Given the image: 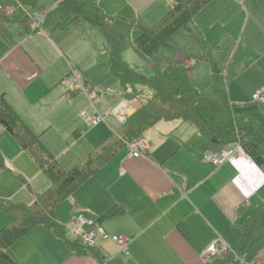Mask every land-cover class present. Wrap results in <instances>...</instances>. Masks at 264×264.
Returning <instances> with one entry per match:
<instances>
[{"label":"crops","instance_id":"obj_1","mask_svg":"<svg viewBox=\"0 0 264 264\" xmlns=\"http://www.w3.org/2000/svg\"><path fill=\"white\" fill-rule=\"evenodd\" d=\"M90 1L115 22L124 42V61L132 68L131 61L138 56L132 44L140 35L132 23L143 20L152 25L168 13L172 4V0ZM26 6L31 13L40 8H48V13L37 31L30 30L25 13L19 12L12 18L0 13V94L54 155L42 126L44 116L46 123H50L53 108L49 103L61 104L60 118H70L71 104L76 98L78 104L89 105L86 95L69 92L62 84V79L72 71L100 95L98 86L103 85L102 79L108 72L112 73L110 46L99 26L85 17H74L59 0H46L44 5L39 3L33 8ZM192 25L189 32L200 31L205 48L197 44L196 48L192 46L196 52L178 51L172 62L196 59L195 54L202 57L209 52L221 71L225 61L228 64L225 75L231 77L226 78L225 85L236 116L254 121L264 131V105L253 101L254 93L264 85V0H211L196 13ZM128 50L130 59L126 55ZM87 54L91 60L81 65L79 61H85L83 57ZM145 61L150 62V58ZM151 66L154 68L153 62ZM191 79L196 89L217 97L211 73L202 84L192 76ZM117 82L119 92L110 99L108 114L94 100L106 122L90 127L81 116L88 110L80 112L85 126L93 129V139L76 163L108 140H115L113 154L56 209L55 218L66 226L80 215L89 217L109 233L127 237L128 251L120 252L112 241L116 250H108L101 241L99 247L77 253L68 247V239L38 224L9 248L12 261L0 259V264H112L117 259L136 264H208L209 260L212 262L205 257L209 243L221 235L235 245L245 221L264 208L261 167L244 159H233L219 167L205 162L204 154L226 146L216 144L189 122L180 119L156 122L141 136L150 143L146 154L130 157L119 131L128 116L137 112L155 92L146 85H135L125 91L124 85ZM129 92L132 94L127 95ZM78 135L83 137L80 131ZM0 157L3 161L0 181H17L26 191L19 196L0 192V202H26L28 197L35 201L37 194L50 187V180L42 190L34 187L27 177L34 171L33 158L1 123ZM38 172L44 175L39 167ZM17 197L20 199L15 200ZM63 205L69 209L67 219L60 217ZM111 209L115 212L106 215ZM11 219L9 213L0 210V229Z\"/></svg>","mask_w":264,"mask_h":264},{"label":"trees","instance_id":"obj_2","mask_svg":"<svg viewBox=\"0 0 264 264\" xmlns=\"http://www.w3.org/2000/svg\"><path fill=\"white\" fill-rule=\"evenodd\" d=\"M3 1L7 0H0V2ZM18 1L33 8L40 0ZM210 1L172 0L168 13L158 22L148 25L143 20L134 21L132 27L140 31V35L134 40L133 49L143 59L149 60L151 54L162 43L179 29L187 27L196 13ZM61 3L74 14V17H85L101 28L110 46L113 73L115 78L124 85L125 91L129 87L134 88L135 85H146L155 92V95L137 112L128 116L126 123L119 131L121 138L131 141L140 138L147 129L160 120L180 119L195 125L216 144L222 143L229 146L240 143L264 171V131L254 121L241 120L236 116L227 87L221 80V71L211 60L209 52L201 59L209 65L217 93L216 98L201 93L193 86L191 69L185 66L186 60L166 62V64L153 62L156 74L151 77L140 75L126 65L122 56L118 28L113 19L107 17L98 5L90 0H61ZM190 37L195 43L205 48L200 31L191 32ZM162 64L164 68H161ZM131 94L127 93V95ZM0 123L18 140L22 149L31 155L51 183L46 191L36 195L32 204L27 205L21 201L12 200L0 202V210L13 215L12 220L0 229V259L12 261L8 252L9 248L38 224H43L59 237L68 239V247L77 253L89 249L78 241H70L64 226L56 220L55 212L84 182L108 162L114 151L112 143H115V140L101 143L79 164L66 170L59 159L52 155L42 143L40 136L26 125L2 94H0ZM2 162L0 157V163ZM114 212V209H111L106 215ZM262 233H264V208L245 221L241 228V235L233 247L238 254L244 255L251 240ZM228 261L229 259H216L209 261L208 264H225ZM112 264L136 263H124L117 259Z\"/></svg>","mask_w":264,"mask_h":264},{"label":"rangeland","instance_id":"obj_3","mask_svg":"<svg viewBox=\"0 0 264 264\" xmlns=\"http://www.w3.org/2000/svg\"><path fill=\"white\" fill-rule=\"evenodd\" d=\"M53 2V0H50ZM61 1V0H59ZM55 2V0H54ZM40 5H44L46 3V0H40L39 1ZM38 3V4H39ZM195 17V16H194ZM194 19V18H193ZM193 21V20H192ZM192 21L188 24L187 27H183L173 33L164 43H162L158 49L151 54L150 56V62H146L145 59H143L141 56H134V52L131 53L135 57L134 61H131V65L134 67H129L132 68L134 71L139 73L140 75H144L147 77H151L156 74V69H154L151 66L152 62L155 63H164L166 62H172L173 59L176 57L177 52L181 51L184 54L186 53H192L196 52L192 50V46L194 45L195 48L199 45H195V42L192 40L191 37H189V29L192 28ZM107 41V39H106ZM120 42H121V47H122V54L123 52V40L120 35ZM108 43V41H107ZM109 45V43H108ZM186 49V50H185ZM82 52V51H79ZM127 58L130 59L131 55L129 54V50L126 52ZM123 56V55H122ZM198 65L194 69H191V76L193 77V80L195 82H200L201 84L206 82L209 79L210 76V68L209 65L207 64L206 61L202 60L200 55H196ZM142 58V59H141ZM83 59L85 61L79 63L81 65H84L88 61L91 60L90 55H84ZM94 59V58H93ZM124 59V57H123ZM109 60H110V52H109ZM164 64L161 65V68H164ZM111 65V62H110ZM228 68V64L223 61V65L221 68V74L223 75V83H225V80H230V76L226 77V72L225 70ZM83 67L81 68V70ZM112 70V66H111ZM154 71V73H153ZM153 73V74H151ZM151 74V75H148ZM112 77V79H110ZM115 75L111 72H108L107 75H105L102 79L103 85H99L98 89L100 90L101 94L98 95L96 92L92 91L91 94L95 97L88 96L85 92L79 91V93H82L86 95L89 99V105L85 103H77V98L75 100V103L72 102V111L70 114V118L67 117H61L60 118V103H55L52 104L49 103V106L53 108L52 112L49 110L50 113V123H46V116H44L42 126L44 130V134L46 135L47 138V144L50 147V150L53 152V154L59 158L60 160L63 158V161H61V164L64 169L69 170L73 166L77 165L78 162L82 157V151L85 147H88L89 142H92L93 139V134L92 131L93 129L85 126V123L83 122L80 112L83 110H88L89 112H96L99 111L98 108L96 107L94 100H96L97 106L100 108V110L108 114V109L110 108L111 104L109 105L110 99H112V96L114 93H118L119 91L117 90V87L119 86V83L114 79ZM196 77V78H195ZM232 81V80H231ZM105 87H101L104 86ZM149 87V86H148ZM150 89V88H149ZM150 91H153L150 89ZM201 93L204 94V92L200 91ZM111 93V94H110ZM129 94H131L129 92ZM206 94V93H205ZM208 95V94H207ZM210 96V95H209ZM215 97V96H214ZM150 99V98H149ZM146 99V102L149 100ZM109 105V106H108ZM108 106V107H107ZM87 108H91L87 109ZM100 112V111H99ZM100 112L101 114H103ZM83 135L82 138L79 137L78 132ZM95 146V145H94ZM65 150V152H63ZM67 154V156H66ZM32 165H33V173L27 175L31 181L34 183V187H36L37 190H42L45 188L46 184L48 183L49 179L47 176L44 174H40L38 172V167L35 165V163L32 160ZM71 167V168H70ZM9 180V179H8ZM8 180H1L0 181V192L4 194H9V195H14V196H19V194H24L26 193L25 190L20 186V184L17 181L11 180L9 183ZM29 195V193H28ZM33 198V197H32ZM20 198L17 197L15 200H19ZM22 201V200H20ZM24 204H32L34 201H31L29 197L25 201H22ZM63 211L60 214V217L63 219L68 218V212L69 209L67 206L63 205L60 209V212ZM10 214V213H9ZM13 218V215L10 214ZM12 220V219H11ZM10 220V221H11ZM111 234V233H110ZM20 241V239H19ZM103 242V241H102ZM18 243V241L16 242ZM101 243V242H100ZM102 244L108 249V250H116V246L112 244L110 241H104ZM246 254L249 256H253L254 259L256 260L257 263L259 264H264V233H262L260 236L254 238L251 240L249 243L247 249H246Z\"/></svg>","mask_w":264,"mask_h":264},{"label":"built area","instance_id":"obj_4","mask_svg":"<svg viewBox=\"0 0 264 264\" xmlns=\"http://www.w3.org/2000/svg\"><path fill=\"white\" fill-rule=\"evenodd\" d=\"M18 0L0 2V13L7 18L16 16L19 12L27 14L29 17L28 26L30 30H40L48 8H40L34 13ZM198 64L195 58H188L185 61L187 68H194ZM62 84L69 92L83 91L92 97V86L83 81L75 71H72L66 78L62 79ZM254 103L264 105V85L253 95ZM115 114L119 115L117 111ZM81 116L85 123L90 127H95L100 123L106 122V116L99 111H83ZM130 157L139 158L144 156L150 147V143L143 137L135 138L131 141L124 140ZM233 159H244L249 164H255L254 158L244 149L240 143L226 146L222 149L217 148L203 155V160L214 167H219ZM67 235L74 241H78L87 248H97L101 241H112L120 252H127L129 240L123 234H110L100 223L93 219L80 215L75 217L70 224L64 226ZM207 260L229 259L225 264H257L256 260L250 259L246 254L240 255L235 248L230 245L221 235L216 236L207 246L205 251ZM112 259V258H110ZM210 261V260H209Z\"/></svg>","mask_w":264,"mask_h":264}]
</instances>
